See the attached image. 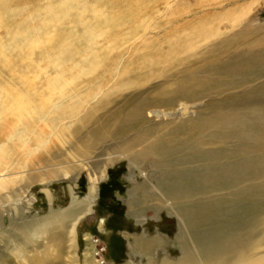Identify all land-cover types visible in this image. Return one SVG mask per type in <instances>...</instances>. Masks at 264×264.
<instances>
[{
  "label": "rangeland",
  "instance_id": "374dc122",
  "mask_svg": "<svg viewBox=\"0 0 264 264\" xmlns=\"http://www.w3.org/2000/svg\"><path fill=\"white\" fill-rule=\"evenodd\" d=\"M0 15V44L13 46L8 53L10 62L0 59L1 83L10 80L22 86L23 80H33L32 91L46 93L47 81L56 75L71 79L68 86L53 92L51 104L32 122L29 133L19 126L11 136L0 124V145H8L10 152L1 173L8 189L0 191L4 220L0 222V258L6 252L11 253L13 264L19 260L35 264L36 256L53 252L62 233L60 225L38 231L30 223L29 231L20 233L21 225L15 223L20 210L14 212L12 204L24 208L27 221L46 218L70 208L72 197L83 202L93 185L97 188L94 213L77 227L80 264L145 263V256L129 252L131 235L139 233L163 234L171 242L159 255L180 257L177 215L165 208L154 218L132 212L145 206V198L142 188L132 190L134 183L128 177L136 172L139 184L144 179L136 169L130 170L125 158L114 160V155L108 163L110 156L98 155L97 150L125 124L140 101L159 91L183 90L189 74L198 70L200 74L204 65L226 59V55H251L252 49L264 48V42L260 43L264 0H13L6 6L0 0ZM21 32L30 37L43 33L45 41L28 54L27 33ZM93 63L97 67L90 71ZM263 69L264 65L248 69L244 77L249 78L243 80L231 78L233 73L211 71L222 78L210 86L224 89L230 80L235 86L263 83ZM67 169L68 175L61 174ZM161 177V171H156L151 180L157 183ZM132 191L141 205L131 203ZM5 193L12 201H3ZM10 230L24 234V241L31 245L23 255L18 253V242L5 247ZM88 237L100 253H90ZM36 241L41 243L38 248ZM186 242L196 253L193 241L186 237Z\"/></svg>",
  "mask_w": 264,
  "mask_h": 264
},
{
  "label": "bare ground",
  "instance_id": "6f19581e",
  "mask_svg": "<svg viewBox=\"0 0 264 264\" xmlns=\"http://www.w3.org/2000/svg\"><path fill=\"white\" fill-rule=\"evenodd\" d=\"M12 1L4 0V6ZM2 21L0 15V28ZM26 33L24 41H27L29 54L45 39L41 38L43 33L36 37ZM263 42L264 37L260 43ZM10 44H0V59L6 63L11 60L8 53L13 46ZM252 50L251 55L224 54L226 59L204 65L200 74L197 73L199 70L189 74L185 80L188 85L183 90L177 87L170 92L159 91L140 101L128 114L125 124L105 138L97 150L98 155L110 156L108 163L125 158L130 170L136 169L138 176L144 179L139 184L136 172L128 177V181L134 183L132 190L142 188L145 198V206L132 212L154 218L161 208H165L178 217L177 243L182 247L178 258L159 255L167 251L171 242L163 234L131 235L129 252L145 256L143 264H264V82L245 86L251 82L248 81L235 86L236 82L230 80L224 89L211 88L210 83L222 77L209 73H233V79L249 78V75L244 77L248 69L264 65V48ZM97 64L89 65V70L95 69ZM31 83L34 81L23 80L22 86L12 85L10 80L0 82V124L11 136L17 133L19 126L29 133L32 122L51 104L53 92L68 86L71 79L56 75L47 81L46 93L33 92ZM241 86L240 90H234ZM176 107L179 108L174 111ZM8 149V145H0V191L8 189L7 178L1 176L10 157ZM114 155L113 160L111 156ZM156 171H161L162 177L154 183L151 176ZM61 174L68 175V169L61 170ZM96 178L92 177L93 180ZM96 192L93 185L83 202L72 197L70 208L32 221L24 219L23 207L12 204L14 212L20 210V220L15 222L21 225L20 233L23 230L27 233L30 224L38 231L54 224L61 226V237L55 240L53 252L44 257L36 256L35 264L81 263L77 253V227L94 213ZM133 192H130L131 203L141 205ZM3 197L4 202L11 200L7 193ZM136 217L141 222V217ZM0 222L4 223L1 215ZM9 225L11 229L14 223ZM183 229L188 232L187 236ZM8 235L11 236L5 247L15 241L20 255L30 249L24 234L16 235L11 231ZM186 237L193 241L196 253L191 251ZM87 239L90 253H95L97 245L90 237ZM35 244L37 248L41 245L39 241ZM85 256L94 258L87 256V252ZM11 259V253L4 252L0 264H13ZM22 263L19 260L15 264ZM124 264L133 262L127 260Z\"/></svg>",
  "mask_w": 264,
  "mask_h": 264
}]
</instances>
